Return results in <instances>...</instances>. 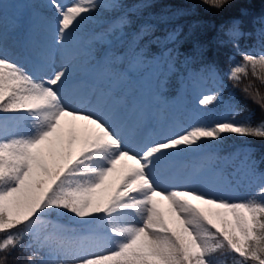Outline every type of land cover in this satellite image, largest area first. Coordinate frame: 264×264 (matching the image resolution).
Returning <instances> with one entry per match:
<instances>
[{
	"label": "snow or ice",
	"instance_id": "6c2138e0",
	"mask_svg": "<svg viewBox=\"0 0 264 264\" xmlns=\"http://www.w3.org/2000/svg\"><path fill=\"white\" fill-rule=\"evenodd\" d=\"M203 3L219 9L226 0ZM100 7L98 0H47L39 8L54 14L33 11L24 30L31 70L0 56V264H8L17 249L28 254L26 264H213L212 255L222 248L240 257L236 264H264V202L160 187L162 173L173 174L180 153L222 134L264 139V120L253 126L237 122L234 113L211 127L145 141L137 150L126 147L109 123L116 122L114 113L106 112L105 119L65 104L79 85L73 33L85 14ZM125 23L115 20L97 41ZM241 56L244 63L230 67L228 79L239 81L250 67L264 82V52ZM218 97L204 95L199 104ZM254 102L264 111V97ZM66 119L72 122L67 131ZM259 163L250 154L245 161L248 173L264 182ZM211 173L215 177L214 167ZM213 217L222 218L220 225ZM26 236L30 243L22 245Z\"/></svg>",
	"mask_w": 264,
	"mask_h": 264
},
{
	"label": "trees",
	"instance_id": "16d2710c",
	"mask_svg": "<svg viewBox=\"0 0 264 264\" xmlns=\"http://www.w3.org/2000/svg\"><path fill=\"white\" fill-rule=\"evenodd\" d=\"M3 8L19 27L18 42L23 49L24 30L33 11H40L51 17L53 9L39 8L41 3L32 0L21 15L11 12L8 2L3 1ZM98 3H100L98 1ZM102 7L94 10L90 18L81 21L74 33L86 46H94L99 56L103 51H110L111 68L127 67L135 54L153 57L164 49H169V61L175 65L170 69L164 64L156 80V92L165 98H173L180 88L181 74L190 69L207 74L213 70L220 79V99L211 104L200 105L190 94L186 93L187 105L199 113L211 112L216 118L223 112L237 122H250L253 126L264 120V111L254 100L264 97V82L252 75L249 67L247 75H241L239 81L229 80L227 72L234 64H243L241 53L260 54L264 52V0H226L219 9L203 3V0H116L115 7ZM21 18V21L18 19ZM126 22L109 37L110 45L100 43L98 36L109 28L117 19ZM177 33L173 41L168 42L166 36ZM21 63L29 58L24 52L18 57ZM187 59V60H186ZM186 60V65H181ZM22 65V64H21ZM98 67V65H97ZM31 70L30 67L27 68ZM259 72V70H258ZM86 73L78 74L79 77ZM104 82V78L101 79ZM247 88L245 93L243 90ZM138 89L134 88L133 92ZM219 158L225 159L235 154L238 149L248 147L250 155L258 164V171L264 172V139L240 137L235 134H222ZM247 188V196L264 202L259 195V188L264 186L257 177ZM167 211V206L163 208ZM2 235V234H0ZM22 245H28L30 238L25 237ZM35 250V245H32ZM27 253L19 249L12 253L8 264H26ZM13 257L16 259L14 260ZM39 259V256L34 257ZM236 254L226 248L217 250L212 255L213 264H236Z\"/></svg>",
	"mask_w": 264,
	"mask_h": 264
},
{
	"label": "rangeland",
	"instance_id": "374dc122",
	"mask_svg": "<svg viewBox=\"0 0 264 264\" xmlns=\"http://www.w3.org/2000/svg\"><path fill=\"white\" fill-rule=\"evenodd\" d=\"M3 1L9 3L7 6L12 13L21 15L32 0H0V13H2L0 29L3 32L0 56L29 68V63H21L18 59L23 53L18 42L19 27L5 13ZM38 1L43 4L47 2V0ZM98 1L106 7L116 3V0ZM58 3L70 5L73 0H58ZM85 15L90 18L91 13ZM18 21H21V18ZM176 34L169 33L166 36L167 41H173ZM100 43L108 47L110 40L109 38L100 40ZM72 45L76 46L72 56L73 68L77 75L84 72L86 75L78 76L77 92L67 95L65 104L73 110L96 113L104 116L105 119H108L106 112L114 113L116 122L109 120V123L129 149L139 150V146L145 141L162 140L166 136L181 133L191 127H211L231 119L227 112L216 118L212 115V111L199 113L187 105V92L197 103L204 95L217 93L220 79L213 70L208 71L207 74L186 70L180 76L181 85L173 98L162 97L156 92V80L163 65H168L170 69L175 68V65L169 61V49H164L153 57L135 54L127 67L119 65L113 69L110 51H103L99 56L94 46L84 45L81 38L75 34ZM186 60H183L181 65H186ZM58 67L59 65L57 69ZM102 78L105 83H101ZM134 88L138 90L133 92ZM92 97H95V100ZM62 123L67 131L72 122L66 119ZM75 123L79 127L82 122ZM221 145L222 141L219 139L205 140L199 146H193L190 151L180 153L172 162L173 174L170 176L167 172L162 173L160 187L165 191L188 188L203 190L210 196L230 202L249 200L247 188L256 181V178L248 173L245 164L250 149L242 147L235 154L220 159L218 154ZM212 167L216 169L215 177L211 173ZM192 203L201 209L210 208L197 201ZM159 206L163 210L167 205L161 202ZM221 219V217H213L218 225ZM226 219L230 221L231 216H227ZM215 264H220V261H216Z\"/></svg>",
	"mask_w": 264,
	"mask_h": 264
}]
</instances>
